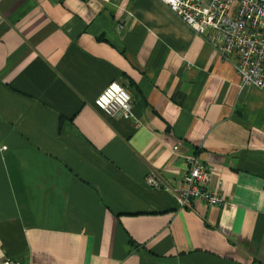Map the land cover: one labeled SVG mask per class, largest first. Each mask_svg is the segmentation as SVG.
<instances>
[{"label":"crops","instance_id":"obj_1","mask_svg":"<svg viewBox=\"0 0 264 264\" xmlns=\"http://www.w3.org/2000/svg\"><path fill=\"white\" fill-rule=\"evenodd\" d=\"M208 37L160 0H0V264H264V91ZM191 154L232 207L145 184Z\"/></svg>","mask_w":264,"mask_h":264},{"label":"built area","instance_id":"obj_2","mask_svg":"<svg viewBox=\"0 0 264 264\" xmlns=\"http://www.w3.org/2000/svg\"><path fill=\"white\" fill-rule=\"evenodd\" d=\"M90 1V0H87ZM196 34L208 37L221 57L236 56L234 63L242 86L264 91V0H160ZM95 106L112 119H132V97L124 85L113 82L97 97ZM187 170L181 185L170 188L151 172L145 184L153 189H170L177 205L193 208L232 207L225 197L207 187L208 166L196 154L184 157ZM1 264H25L4 259Z\"/></svg>","mask_w":264,"mask_h":264},{"label":"trees","instance_id":"obj_3","mask_svg":"<svg viewBox=\"0 0 264 264\" xmlns=\"http://www.w3.org/2000/svg\"><path fill=\"white\" fill-rule=\"evenodd\" d=\"M254 264H257V263H254Z\"/></svg>","mask_w":264,"mask_h":264}]
</instances>
